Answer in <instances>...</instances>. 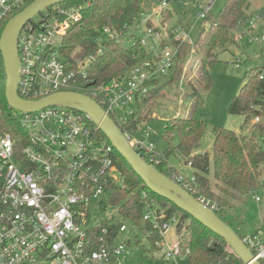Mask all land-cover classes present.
I'll return each instance as SVG.
<instances>
[{"label": "built area", "instance_id": "1", "mask_svg": "<svg viewBox=\"0 0 264 264\" xmlns=\"http://www.w3.org/2000/svg\"><path fill=\"white\" fill-rule=\"evenodd\" d=\"M33 1L0 0V35L4 22ZM84 1L73 6H54L43 13L45 18L39 15L22 30L18 40V95L27 101H38L76 88L93 99L122 129L133 115L136 101L147 94L149 84L173 76L181 49L189 48V60L183 65L179 84L183 86L196 54L197 29L212 14L216 0H191L189 4L197 11L192 25L184 20L188 15L174 27L163 24V14L170 10L173 1L161 0L151 9V15L141 13L135 18L126 27V35L114 27H105L102 36L106 45L99 46L98 55H104L109 42L124 48L141 26L145 27V38L139 39L135 57L140 61L124 76L100 84L88 77L87 66L94 57L75 70L56 53L70 27L82 20L89 4ZM155 17L161 18L157 24ZM240 24L238 43L263 44L264 36L260 40L254 32V22H250L249 29L245 22ZM2 61L0 56V67ZM260 79H264V74ZM20 115L27 130L24 145L0 133V264H128L130 243L128 239L118 241L120 234L128 233V226L114 218L100 217L105 212L103 197L110 187L124 183L112 144L97 137L99 129H93L86 115L64 107L50 106ZM252 121L253 125H264V116ZM122 131L134 150L148 159L147 163L156 168L160 165L162 157L152 144ZM143 136H149V129ZM171 179L196 197L194 176L187 179L171 174ZM142 198L147 199L146 192H142ZM197 198L210 207L204 199ZM253 200L259 204L262 199L256 194ZM154 203L153 199L146 200L143 222L150 223L160 239L151 244V234L134 225L140 232L133 238L134 245L147 243L166 264L188 256L189 251L183 252L179 239L168 238L177 225V216L166 220V215L153 207ZM211 208L216 210L215 206ZM242 240L257 259L264 258V234L247 235Z\"/></svg>", "mask_w": 264, "mask_h": 264}, {"label": "trees", "instance_id": "2", "mask_svg": "<svg viewBox=\"0 0 264 264\" xmlns=\"http://www.w3.org/2000/svg\"><path fill=\"white\" fill-rule=\"evenodd\" d=\"M146 1L88 0L89 4L83 11L82 20L70 27L63 37L62 47L56 53L75 70H80L83 63L90 57H94V61L89 64L90 67L87 66V72L89 79H93L99 84L108 83L113 78L124 76L130 67L140 61V59L135 58L139 51V40L128 49H124L122 45L115 42H109L104 55L97 54L98 43L105 27H114L118 32L126 35L128 33L126 27L131 25L135 18L139 17L142 6ZM148 1L155 2L154 5L151 4L153 5L149 9L151 10L161 0ZM168 1L175 2V0ZM82 2L85 1L71 0L61 5L73 6ZM30 4L16 12L13 17ZM249 8L250 0H226L217 16L214 17L211 14L200 24L195 38V56L201 62L197 82L203 89L208 90L212 86L209 68L216 62L217 51L225 52L232 45H238V42L234 40L233 32L241 22L254 16L248 14ZM41 16L46 17L44 14ZM163 17V24H169L174 19V14L169 10L163 14ZM9 20L4 22L3 28ZM178 22L181 23L182 20L180 19ZM148 26L152 27V23H149ZM104 44L106 45L104 42L101 45ZM189 51V48L181 49L175 64L174 75L166 79V83L161 84L159 80H155L149 84L147 94L136 101L133 115L122 127L125 132L140 137L148 121L146 119L149 113L153 114L152 106L148 103L163 97L165 89L169 90L174 86H179L183 65L189 59ZM2 68L1 66L0 133L8 134L15 142L24 145L27 139V130L22 124L20 113L10 109L6 101V77ZM262 74V70L255 69L229 106L231 115L244 117L245 126H249L255 117L264 116V79H260ZM71 92L85 94V92L78 91L76 88H72ZM198 95L196 90L192 89V96L197 99ZM146 104L148 106L145 111ZM95 128L93 125V129ZM206 128V123L195 119L194 116L187 118L179 116L170 119L164 139L169 144L176 142V146L170 148L161 158V163L157 169L169 178H171V174H177L175 170L167 169V164L171 155L178 154L195 171L196 197L204 199L210 207L215 206V212L225 221L224 212L232 207V201L248 202V200H253L256 194L264 198V147L262 146L264 125L253 126L252 132L249 134H237L224 128L215 129L212 155L215 184L209 178L210 155L195 154L196 149L200 147ZM97 137L109 142L100 130L97 131ZM140 155L148 162L143 154ZM114 160L124 176V183L123 185L115 184L110 187V204L119 207V214L133 222L141 231L146 230L149 232L151 234V244H154L160 238L150 223L143 222L147 199H153L158 204L159 207L156 208V211L164 213L166 220H170L174 215L177 216L176 233L180 232L181 219L191 220V225L186 227L185 233L183 236L181 235V240H179L182 247L189 251V264H243L223 239L178 209L171 202L158 197L145 187L141 179L115 149ZM142 192L147 193V199L142 198ZM234 231L242 239L246 236L239 234L235 229ZM251 235H258V232ZM136 239L137 243H140V238L137 237ZM260 262L264 264V258Z\"/></svg>", "mask_w": 264, "mask_h": 264}, {"label": "rangeland", "instance_id": "3", "mask_svg": "<svg viewBox=\"0 0 264 264\" xmlns=\"http://www.w3.org/2000/svg\"><path fill=\"white\" fill-rule=\"evenodd\" d=\"M180 2L182 0H175ZM226 0H216L212 15L215 17L222 10ZM191 0H186L184 3L173 2L170 4V10L174 14V19L168 24L169 27H174L180 19H184L194 24L197 11L189 4ZM154 1H146L142 6V14L149 16L152 10L149 9L154 5ZM153 4V5H151ZM157 4V3H156ZM248 14H253L249 20L244 21L245 27L250 28V22H254V32L259 34L260 40L264 36V0H250V8ZM156 24L161 21L160 17L154 18ZM37 21V19H36ZM242 25V24H239ZM238 28V27H237ZM237 28L233 32L234 40L236 41ZM198 30V29H197ZM145 27L141 26L137 29L130 41L124 45V48H131L136 41L145 38ZM105 43V38L101 37L98 45ZM150 43V41H148ZM237 42V41H236ZM189 60V59H188ZM187 60V61H188ZM239 61V62H238ZM3 73L4 64L2 61ZM260 69L264 74V41L261 46L256 43L248 44L238 43L232 45L228 51L216 53V62L209 68V73L212 80L210 89H203L197 82L201 70L200 59L196 56L191 59L188 72L183 81V86H174L171 89H165L164 96L153 100L148 105L152 106L153 114L148 115L147 123L142 130L140 138L145 140L148 144H152L155 152L163 157L166 152L176 146V142H171L164 139V134L168 126L169 120L175 117L187 118L194 116L195 119L206 123L207 128L204 137L201 141L200 147L196 149L195 154L205 155L211 157V168L209 178L215 184L214 169H213V145L215 140V129L224 128L233 131L237 134H249L253 129V121L249 126H245V119L240 115H231L229 113V106L234 97L240 92L241 88L246 84L255 69ZM167 78L159 79L160 83H166ZM192 89H195L199 94L197 99L192 96ZM146 104L145 111L148 106ZM135 109V107H134ZM149 129V136H143ZM264 147V140L262 142ZM175 169L181 177L185 176L191 178L193 176V169L190 168L183 159L178 155H171L168 159L167 169ZM178 174V175H179ZM179 175V176H180ZM184 178V177H183ZM110 192L103 197L104 213L100 216L102 219L114 218L116 222L125 223L128 226V233L120 234L119 242L128 239L130 243V260L128 264H166L162 262L156 251L152 249L147 243H140L134 245L133 238L139 235V230L134 227V223L123 219L119 214V207L110 204ZM261 202L257 204L254 200L248 202L232 201V207L224 212V220L230 224L239 234L251 235L258 232L264 234V198L261 197ZM153 207L156 209L158 204L154 203ZM191 220L181 219L180 232L176 233L175 228L172 229L168 238L171 241L181 240L185 233L187 226L191 225ZM182 235V236H181ZM181 242V241H180ZM183 252L186 251L182 247ZM185 250V251H184ZM167 264H189L188 256L179 257L176 261Z\"/></svg>", "mask_w": 264, "mask_h": 264}, {"label": "water", "instance_id": "4", "mask_svg": "<svg viewBox=\"0 0 264 264\" xmlns=\"http://www.w3.org/2000/svg\"><path fill=\"white\" fill-rule=\"evenodd\" d=\"M71 0H35L11 18L0 37V53L5 71V98L9 108L28 114L50 106H60L88 117L109 140L114 149L153 194L171 202L202 226L224 240L243 264H261L242 238L219 215L200 199L147 163L125 138L122 129L90 97L76 92H58L38 101H27L18 95L20 61L18 40L27 24L46 10Z\"/></svg>", "mask_w": 264, "mask_h": 264}, {"label": "crops", "instance_id": "5", "mask_svg": "<svg viewBox=\"0 0 264 264\" xmlns=\"http://www.w3.org/2000/svg\"><path fill=\"white\" fill-rule=\"evenodd\" d=\"M188 166H189V165H188ZM189 167L192 168L191 166H189ZM171 169H173V168H171ZM192 169H193V168H192ZM173 170H175V169H173ZM175 171H176V170H175ZM176 172H177V171H176ZM194 173H195V171H194V169H193V176H194ZM177 174H179V173L177 172ZM179 175H180V174H179ZM180 176H181V175H180ZM193 176H192V177H193ZM183 177H184V178H187V179H190V178L185 177V176H183ZM192 177H191V178H192Z\"/></svg>", "mask_w": 264, "mask_h": 264}]
</instances>
